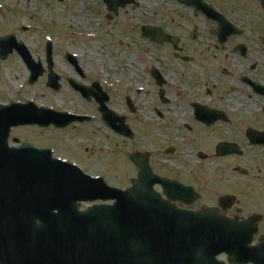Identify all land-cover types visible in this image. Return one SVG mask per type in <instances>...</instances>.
Listing matches in <instances>:
<instances>
[{
  "label": "rangeland",
  "instance_id": "rangeland-1",
  "mask_svg": "<svg viewBox=\"0 0 264 264\" xmlns=\"http://www.w3.org/2000/svg\"><path fill=\"white\" fill-rule=\"evenodd\" d=\"M220 1L236 6L234 0ZM137 2L136 7L121 10L109 21L103 16L106 9L101 0H0V38L16 35L46 69L45 46L51 40L54 69L61 76L59 90L47 85V71L30 83V71L14 51L8 58L0 59V103L33 101L38 106L91 117L63 128L53 125L15 127L10 143L30 142L39 148L50 147L55 156L80 165L91 175H101L107 184L122 189L132 185L131 180L138 172L130 160L131 154L149 151L154 172L180 176L196 188L197 168L215 173L216 170L223 172L221 168L226 162L228 167L235 165L237 158L213 159L210 156L200 163L196 152L212 143L211 135L215 130L228 136L230 131L237 130V125L210 130L199 127L192 119L188 103L196 98V63L176 60L167 48L152 45L142 37L143 26L151 24L162 26L169 34L178 36L183 44H189L183 37L196 26L194 9L178 0ZM75 9L80 11L75 12ZM73 17L77 19L75 22H87L75 25ZM93 17L94 21L90 22ZM90 25L97 29L99 36L90 40L76 35L77 31L85 34V27ZM127 40L131 41L129 51L125 45ZM66 52L76 55L83 75L66 60ZM151 65L164 68L168 75L166 84L158 86L153 82L148 73ZM69 79L89 85L98 81L104 86L112 96L109 107L131 119L134 138L122 137L107 126L95 99L86 100L70 86ZM162 89L169 98L168 103H163L159 97ZM127 97L137 109L134 114L127 107ZM171 146L175 149L173 154H165L163 150ZM256 165V157L249 156L245 166ZM191 171H194L191 176L183 174ZM89 205L83 204V208ZM178 205L196 210V202Z\"/></svg>",
  "mask_w": 264,
  "mask_h": 264
},
{
  "label": "water",
  "instance_id": "water-1",
  "mask_svg": "<svg viewBox=\"0 0 264 264\" xmlns=\"http://www.w3.org/2000/svg\"><path fill=\"white\" fill-rule=\"evenodd\" d=\"M116 4L124 5L125 0ZM188 4L196 5V0ZM144 31L153 40L165 36L161 29L145 27ZM8 40L14 38L0 40V57L6 58L16 48L32 72L31 82H35L44 68L34 62L22 43L7 49L1 45ZM67 56L76 63L72 55ZM47 57L48 84L59 89L51 44ZM71 83L85 96L93 93L87 86ZM100 110L116 130L131 136L123 116L104 106ZM83 119L37 108L31 102L0 105V264H202V258L214 257L222 249L235 258L241 255L231 250L233 242L241 239L224 235L234 229L207 228L204 216L196 217V212L176 209L162 200L153 186L160 182L169 188L171 182L153 174L146 154L131 156L140 170L133 187L124 191L107 186L102 178L86 176L73 164L53 159L50 149L8 145L13 126L38 123L63 127ZM113 119L121 124L116 125ZM97 198L116 202L78 211V201Z\"/></svg>",
  "mask_w": 264,
  "mask_h": 264
},
{
  "label": "flooded vegetation",
  "instance_id": "flooded-vegetation-1",
  "mask_svg": "<svg viewBox=\"0 0 264 264\" xmlns=\"http://www.w3.org/2000/svg\"><path fill=\"white\" fill-rule=\"evenodd\" d=\"M115 1L101 0L106 9L103 16L109 21L121 10L138 5L131 0L116 11ZM204 1L215 12L207 15L196 10V29L183 37L189 44L180 38L175 44L149 42L167 48L176 60L196 63V100L188 103L194 110L196 102V117L193 114L199 127L210 130L237 125L228 136L215 130L212 143L196 152L203 155L198 157L200 163L208 156L237 158L234 166L228 167L226 162L223 172L196 169V213L231 222L240 229L235 235L244 239L240 258L221 251L215 257L217 264H264V6L261 0H234L235 7L229 1ZM156 71L166 84L168 75L160 65L149 67L151 79L157 84ZM164 97L161 101L168 103L165 92ZM249 130L257 132V144H251ZM221 143H235L237 153L222 155L227 148H221ZM249 156L256 157V166H245ZM192 172L183 174L191 176ZM170 178L184 182L180 176Z\"/></svg>",
  "mask_w": 264,
  "mask_h": 264
},
{
  "label": "bare ground",
  "instance_id": "bare-ground-1",
  "mask_svg": "<svg viewBox=\"0 0 264 264\" xmlns=\"http://www.w3.org/2000/svg\"><path fill=\"white\" fill-rule=\"evenodd\" d=\"M74 11H75V12H78V11H80V10L75 9ZM73 19H74V22L77 21L76 18L73 17ZM93 21H94V17L90 19V22H93ZM86 22H87V21L82 20V21H80V22H75V25H79V24H81V23H86ZM90 24H91V23H90ZM85 30H86V34H80V33H77V35H78V36H83L84 38H86V39H90V40H92L94 37L100 35V33L97 31V29H94V27L91 26V25L88 26V27H85ZM125 45L128 47V51H129V50L131 49V41H130V40H127L126 43H125Z\"/></svg>",
  "mask_w": 264,
  "mask_h": 264
}]
</instances>
